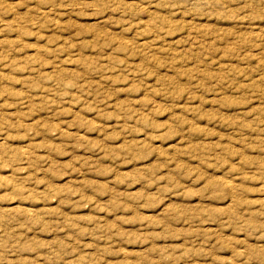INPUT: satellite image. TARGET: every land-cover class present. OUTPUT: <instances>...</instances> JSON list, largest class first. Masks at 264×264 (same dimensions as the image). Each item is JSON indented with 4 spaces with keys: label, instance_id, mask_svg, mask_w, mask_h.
<instances>
[{
    "label": "rangeland",
    "instance_id": "1",
    "mask_svg": "<svg viewBox=\"0 0 264 264\" xmlns=\"http://www.w3.org/2000/svg\"><path fill=\"white\" fill-rule=\"evenodd\" d=\"M0 46V264H264V0H0Z\"/></svg>",
    "mask_w": 264,
    "mask_h": 264
},
{
    "label": "bare ground",
    "instance_id": "2",
    "mask_svg": "<svg viewBox=\"0 0 264 264\" xmlns=\"http://www.w3.org/2000/svg\"><path fill=\"white\" fill-rule=\"evenodd\" d=\"M42 14H44V13H42ZM18 25H19V24H18ZM10 26H11V25H10ZM13 26H14V25H13ZM15 26H16V25H15ZM8 27H9V26H8ZM18 31H19V30H18ZM4 42H5V41H4ZM6 42H7V41H6ZM2 43H3V42H2ZM3 44H4V46H5V43H3ZM3 44H2V45H3ZM2 45H1V46H2ZM1 46H0V47H1ZM9 46H10V45H9ZM2 63H3V62H2ZM5 63H6V62H5ZM8 65H9V64H8ZM8 65H5V66L8 67ZM10 65H11V64H10ZM10 65H9V66H10ZM50 67H51V66H50ZM54 67H55V66H54ZM3 68H4V67H3ZM3 68H2V70H4ZM8 68H9V67H8ZM53 71H54V70H53Z\"/></svg>",
    "mask_w": 264,
    "mask_h": 264
}]
</instances>
